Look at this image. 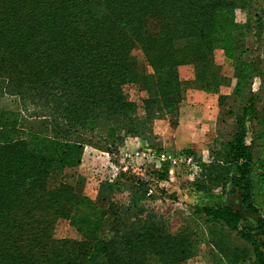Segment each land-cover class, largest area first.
<instances>
[{"label":"trees","instance_id":"1","mask_svg":"<svg viewBox=\"0 0 264 264\" xmlns=\"http://www.w3.org/2000/svg\"><path fill=\"white\" fill-rule=\"evenodd\" d=\"M261 1L0 0V95L18 97L35 113L24 123L0 105V264H185L191 233L167 230L164 217L142 204V183H119L130 191L129 203L105 208L73 195L70 184L49 189L48 177L52 168L81 164L85 132L118 143L141 136L155 145L149 131L176 108L171 96L183 88L182 64L199 67L193 84L200 87L217 91L229 79L217 48L231 61L240 96L228 110L233 128L224 133L231 139L221 141L222 190L240 192L242 206L259 214L258 226L243 229L242 209L230 204L201 210L204 223H219L245 242L214 240L219 264H264V150L255 151L264 130L254 129L255 98L264 90V7L252 8ZM238 8L249 11L245 21ZM252 36L256 56L246 43ZM131 82L143 94L139 101L125 88ZM107 217L112 234L104 238ZM59 218L85 239L55 237Z\"/></svg>","mask_w":264,"mask_h":264},{"label":"rangeland","instance_id":"2","mask_svg":"<svg viewBox=\"0 0 264 264\" xmlns=\"http://www.w3.org/2000/svg\"><path fill=\"white\" fill-rule=\"evenodd\" d=\"M260 7H264V0L252 8ZM248 12L246 8H238V20L245 21L249 15ZM255 40L256 37L252 36L246 42L251 48L250 55L253 56L259 54V50L255 49L259 43ZM134 54L138 58L143 57L138 49L134 51ZM215 56L216 62L222 65L223 71L229 76L232 75L231 61L225 58L219 48L216 49ZM150 70L151 67H149ZM180 70L184 83L193 84L199 80L200 69L194 62L182 64ZM136 85L131 82L125 88L131 98L139 101L143 94ZM257 93L255 102L259 114L254 120V129L261 132L264 130V90ZM0 105L14 110L24 123H30L35 118L34 110H29L16 96L0 95ZM228 110L229 108L226 112ZM205 117L206 129L204 128V135L196 147L180 150L151 145L141 136L139 137L143 139L142 144L134 148L133 145H124L129 137L134 136H127L123 142L118 143L101 138L99 132H85L83 138L86 148L81 164L63 169L52 168L48 177V188L53 190L64 184H70L74 187L70 191L73 195H89L103 207L109 208L112 203L127 205L130 201V191L127 187H120L119 183L126 181L133 187L140 186L139 184L142 183L141 191L145 194L142 204L153 213L164 217L167 230L174 235L191 233L194 243L185 264H219L221 255L214 245V240L227 237L232 244L240 246L245 242L236 232H227L219 226V223H204L206 215L201 208L230 204L242 209L241 227L249 231L257 228L259 214L242 206L243 199L240 192L229 193V187L226 191L222 190L226 170L221 161L222 156H219L220 152L224 151L221 141L231 139V135L224 133L226 129L220 130L219 106L207 109ZM230 118L226 127L229 130L233 128V118ZM155 121L156 119L153 125ZM247 139L251 141L250 133ZM263 144L264 139L257 142L255 151L258 154L264 150ZM149 147L170 151L179 158L151 160L144 154ZM137 151L141 153L137 154ZM158 172H166V176L160 177ZM200 186H207L208 189ZM55 224V237L85 239V236L70 224L69 219H56ZM101 234L104 238H109L112 234L109 217L103 221ZM154 264L163 263L154 262Z\"/></svg>","mask_w":264,"mask_h":264},{"label":"crops","instance_id":"3","mask_svg":"<svg viewBox=\"0 0 264 264\" xmlns=\"http://www.w3.org/2000/svg\"><path fill=\"white\" fill-rule=\"evenodd\" d=\"M238 87L239 78L234 74L217 91L197 84L183 83L182 90L171 96V99L177 101L175 110L157 118L149 131L153 143L174 150L196 147L207 125L205 112L216 106H219L220 130L225 129L227 121L234 116L228 115L230 112H226V109H233L240 103V96L236 94ZM142 142L141 137L134 136L129 137L124 145H133L136 148Z\"/></svg>","mask_w":264,"mask_h":264},{"label":"built area","instance_id":"4","mask_svg":"<svg viewBox=\"0 0 264 264\" xmlns=\"http://www.w3.org/2000/svg\"><path fill=\"white\" fill-rule=\"evenodd\" d=\"M259 85H260V80L257 78L256 81L254 82V88L258 89ZM140 153H141L140 151H137V154H140ZM144 154L150 157L151 160L159 159V158L162 160H165V159L176 160L179 158V156H176L170 151L158 150L157 148H154V147L147 148Z\"/></svg>","mask_w":264,"mask_h":264}]
</instances>
